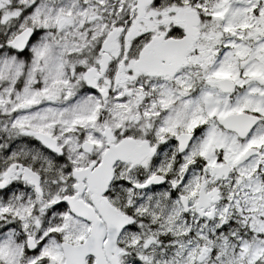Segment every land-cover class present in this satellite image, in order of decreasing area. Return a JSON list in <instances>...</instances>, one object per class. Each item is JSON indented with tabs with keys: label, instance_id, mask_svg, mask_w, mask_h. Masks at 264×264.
Instances as JSON below:
<instances>
[{
	"label": "snow or ice",
	"instance_id": "snow-or-ice-1",
	"mask_svg": "<svg viewBox=\"0 0 264 264\" xmlns=\"http://www.w3.org/2000/svg\"><path fill=\"white\" fill-rule=\"evenodd\" d=\"M0 264H264V0H0Z\"/></svg>",
	"mask_w": 264,
	"mask_h": 264
}]
</instances>
